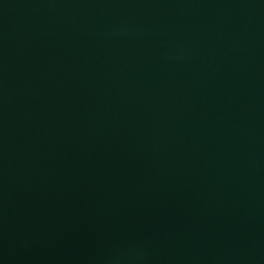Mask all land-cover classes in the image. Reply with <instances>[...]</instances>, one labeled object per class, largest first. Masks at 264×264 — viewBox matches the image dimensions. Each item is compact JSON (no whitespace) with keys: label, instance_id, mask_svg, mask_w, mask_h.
<instances>
[{"label":"water","instance_id":"1","mask_svg":"<svg viewBox=\"0 0 264 264\" xmlns=\"http://www.w3.org/2000/svg\"><path fill=\"white\" fill-rule=\"evenodd\" d=\"M0 264H264V0H0Z\"/></svg>","mask_w":264,"mask_h":264}]
</instances>
